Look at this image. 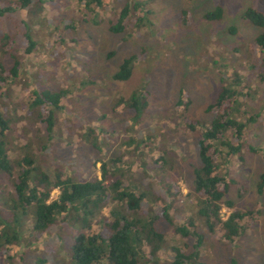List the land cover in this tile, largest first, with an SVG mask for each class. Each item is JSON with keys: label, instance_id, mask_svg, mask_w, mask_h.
<instances>
[{"label": "rangeland", "instance_id": "1", "mask_svg": "<svg viewBox=\"0 0 264 264\" xmlns=\"http://www.w3.org/2000/svg\"><path fill=\"white\" fill-rule=\"evenodd\" d=\"M89 1L35 0L26 9L0 16V38L5 35L12 43L11 50L2 53L5 43L0 40V65L9 68L17 63L19 72L17 80L6 89L5 98L0 99V113L12 122L6 142L11 148L32 141L36 135V145L45 146L43 152L37 147L35 159L50 177L61 166H69L72 170L67 169V173L72 171L84 180L99 178L100 164L95 162L93 166V161L102 156H120L121 164L130 166L125 176L139 188H147L151 181L139 165L151 164L149 159L168 149L172 165L166 173L184 196L192 166L197 164L194 152L199 132H184L179 121L185 118L206 123L209 117L204 108L228 74L257 77L246 69V64L260 58L257 48L251 45L260 30L241 16L250 7L264 15V0H99L103 4L100 9ZM5 5L0 0V8ZM123 7L128 10V24L119 34H112L108 27ZM216 7L221 11L219 20L204 19ZM28 40L34 46L29 55H24ZM132 54L139 59L130 79L125 83L113 80L122 60ZM262 80V85H250L249 105L243 106L251 115L259 114L248 143L260 147V153H243L242 161L231 160L227 166L233 179L227 200L237 209L257 215L233 243L223 241L219 233L209 235L197 229L203 237L199 256L203 264H264V186L259 194L256 189L264 173V76ZM37 93L63 95L49 142L35 113L26 107ZM179 94L186 106H176ZM131 100H136V109L127 108ZM89 134H99L103 140L99 141L104 146L102 156L84 146ZM129 141L132 145L126 147ZM122 142L124 146L119 148ZM141 143L145 149L140 156ZM56 194L53 191L51 197ZM192 209V204H187V210L172 204L176 221L181 213V217L187 216ZM221 212L223 217L228 214L225 208ZM155 228L166 234L169 227L159 220ZM60 235L65 240L67 229L61 228ZM185 242L189 247L192 244L190 238ZM165 243L167 247L168 238ZM56 251V239L48 236L32 246L23 262L0 256V264H31L38 260L67 264ZM12 252L18 254L20 250L14 248ZM169 262V250L163 249L158 264Z\"/></svg>", "mask_w": 264, "mask_h": 264}, {"label": "trees", "instance_id": "2", "mask_svg": "<svg viewBox=\"0 0 264 264\" xmlns=\"http://www.w3.org/2000/svg\"><path fill=\"white\" fill-rule=\"evenodd\" d=\"M4 1L6 5L0 8V16L26 9L35 0ZM88 4L98 9L103 5L99 0H90ZM220 12L216 7L204 19L218 21ZM127 15V7H123L108 31L112 34L122 32L128 24ZM241 19L260 30L251 44L257 48L260 58L254 64H246V69L257 77L251 79L244 73L228 74L225 82L223 79L220 81L212 102L204 108L209 117L206 123L180 119L179 127L184 132H199L194 152L197 164L192 166L191 181L185 184L184 196L174 186L171 175L166 173L171 171L172 165L168 149L159 151L155 159H149L151 164L139 165L145 178H151L147 188H139L135 181H130L132 178L125 176L130 166H123L120 156H102L104 146L99 144V141L103 142L99 134L86 135L83 142L95 155L102 156L92 163L93 166L95 162L100 164L99 178L84 180L72 171L67 173V169L72 170L69 166H61L50 177L41 171L35 159L37 147L40 146L38 151L43 152L45 145L37 146L35 135L32 141L9 148L5 137L12 122L0 113V256L23 262L32 246L49 236L56 239V252L65 258L67 264H158L163 249L169 250L168 264H203L199 261L203 237L197 229L209 235L219 233L227 243L241 237L246 224L252 222L257 212L237 209L233 202L227 200L233 184L227 166L231 160L242 161L243 153H260V147L253 148L248 143L251 127L259 114L251 115L243 106L249 105L250 85L263 84L264 15L250 7L242 13ZM0 40L5 43L1 52L8 53L12 43L5 35ZM33 46L28 40L24 55H29ZM138 59L137 54L124 58L113 80L127 82ZM257 64L260 67H256ZM259 70L263 74H258ZM18 76L17 63L9 68L0 65V99L5 98L6 89ZM61 96L59 93H37L26 103L30 113H35L46 142L50 141L56 125L55 113L61 110ZM186 105L182 94H179L176 106ZM137 107L136 100H131L127 106L129 110ZM130 143L124 145L129 147ZM124 145L122 142L119 148ZM140 145L143 147V143ZM144 149L139 150L140 156ZM263 186L264 173L257 182L258 194ZM53 191L57 192L54 198L51 197ZM174 203L186 207V210L187 204H192L193 209L186 213L187 216L181 217V213L180 220L176 221L172 214ZM222 208L228 210L225 217L222 216ZM159 220L169 227L166 234L156 230L155 224ZM61 228L68 231L65 240L60 235ZM188 238L192 240L190 247L185 242ZM14 248H19L20 252L13 253ZM45 262L38 260L31 264Z\"/></svg>", "mask_w": 264, "mask_h": 264}]
</instances>
